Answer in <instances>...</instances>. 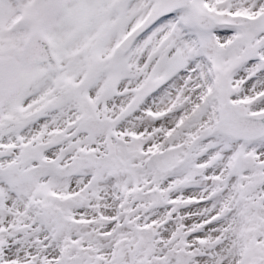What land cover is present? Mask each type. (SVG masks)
<instances>
[{
  "label": "snow or ice",
  "instance_id": "1",
  "mask_svg": "<svg viewBox=\"0 0 264 264\" xmlns=\"http://www.w3.org/2000/svg\"><path fill=\"white\" fill-rule=\"evenodd\" d=\"M0 264H264V0H0Z\"/></svg>",
  "mask_w": 264,
  "mask_h": 264
}]
</instances>
